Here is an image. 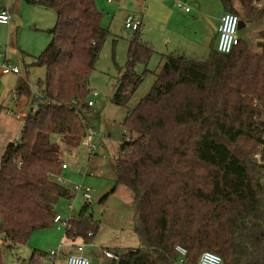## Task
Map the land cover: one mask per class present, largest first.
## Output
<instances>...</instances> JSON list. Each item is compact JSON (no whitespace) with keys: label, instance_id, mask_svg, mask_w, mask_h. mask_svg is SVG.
<instances>
[{"label":"trees","instance_id":"obj_1","mask_svg":"<svg viewBox=\"0 0 264 264\" xmlns=\"http://www.w3.org/2000/svg\"><path fill=\"white\" fill-rule=\"evenodd\" d=\"M57 14L52 36L34 65L46 68L44 100L30 110L18 141L0 165V264L5 251L26 245L38 230L54 226L56 206L73 199L55 178L63 172L60 135L67 149L79 147L97 118L88 100L90 77L109 29L96 0H27ZM221 0L245 23L264 19V0ZM256 2V3H255ZM140 24L111 102L126 106L155 51ZM260 52L242 39L230 54L213 45L205 59L164 56L155 82L124 120L125 152L116 162L119 185L134 192L135 231L143 247L108 250L99 264H198L205 251L224 264H264V41ZM130 137V141L126 137ZM104 199L101 204H104ZM92 203L68 219L65 235L91 244L100 231ZM178 247L186 250L182 256ZM35 250L30 264H40Z\"/></svg>","mask_w":264,"mask_h":264},{"label":"rangeland","instance_id":"obj_2","mask_svg":"<svg viewBox=\"0 0 264 264\" xmlns=\"http://www.w3.org/2000/svg\"><path fill=\"white\" fill-rule=\"evenodd\" d=\"M9 1L11 9L15 8L14 5L16 3L19 13L22 11V15H24L22 16L24 24L20 26L16 25L14 19L11 21L13 30L10 35L14 41L12 45L14 48L18 49L19 43L23 48L26 43L31 44V38L28 36H34L37 32L52 37L47 32L48 29L42 28H51L56 24L57 14L54 10L47 9L38 3H29L27 0ZM208 1L210 0L206 2L207 7L210 8L209 10L213 12L214 16L218 17L223 11L219 5L220 0H214L213 3L210 1V4ZM190 3L192 6L194 5L192 1ZM235 4L239 6L236 0ZM204 17L202 16L209 23L208 16L205 15ZM212 21L216 25L219 24L218 18L217 20L214 18ZM104 23L107 24L105 28H108L109 21H105ZM33 27H36V29H32ZM0 30H5V27L0 26ZM238 34L253 51L260 52L257 45L258 42L264 41V19L256 23L246 22V27L239 29ZM133 36V31L124 29L123 21L120 19L114 20V25L112 28H109V33L90 77V88L99 94V96L91 94L89 97L96 102L93 109L98 114V117L92 119V129L97 133L94 143L97 145L98 151L90 152L88 147L80 144L79 147L73 148L69 153V149H67L60 135L52 137L53 142L61 148L62 158H64L68 166V169L63 170L61 174L64 181L60 183L67 188H73L78 184L90 188L89 192L83 190L76 193L75 197L71 200H60L56 209L63 219H79L82 208L87 203H92L94 220L101 227L94 242L92 244H84V255L90 259L92 264L108 263L110 261V256L108 255L109 249L126 251L130 248L143 247L141 238L134 229V211L132 207L134 192L129 187L119 185L107 197L104 204L95 203L96 194H100L107 187H114L116 184L118 175L116 162L122 156L120 143L125 137L123 123L126 115L150 91L155 82V73L161 68L160 56L156 54L152 56L148 65L138 64L136 67L137 73L143 74L146 69L149 71L145 73L144 79L137 91L130 98L126 106H119L111 102V97L120 81L121 71L126 65L128 49ZM15 38H17L19 43L15 42ZM209 49L210 46H208V50L205 53L193 56L194 59H205L209 54ZM26 53L30 55L31 53L33 54V51ZM33 68L34 72L31 79L34 85H37L40 78L44 79L42 77L45 74L46 68L37 65ZM14 78L15 76L10 81ZM4 86H6L5 82L2 84L1 92L4 90ZM101 150H104L103 154H101ZM64 229V226L61 230L53 226L49 229L36 231L26 246H19L12 251L4 249L5 261L8 264H17L20 259L19 264H30V257L35 249L49 252L52 249H56L59 241L62 239L63 247L57 256L43 261L42 264H66V255L71 251L72 245L81 243L82 241L78 238H67Z\"/></svg>","mask_w":264,"mask_h":264},{"label":"crops","instance_id":"obj_3","mask_svg":"<svg viewBox=\"0 0 264 264\" xmlns=\"http://www.w3.org/2000/svg\"><path fill=\"white\" fill-rule=\"evenodd\" d=\"M178 1H182L185 6L190 7L191 10L187 12L185 8L177 6ZM190 1L194 3L193 6L191 5ZM210 1L213 3L214 0ZM210 1H208V3ZM9 2V0H3L0 2V11L2 9H6L11 13H15L18 18V20L15 21L16 25L20 26L24 24V18L22 17L24 15H22V11L19 13L16 3L14 5L15 8L11 9V3ZM96 2L98 8L104 14V27H107V24L104 22L109 21L108 29L113 27L114 20L120 19L125 24V19L128 15H136L142 24L143 41L152 47L156 55L160 56L161 66L164 63V56L171 54H185L194 58L193 56H196L197 54L205 53L206 50H208V46H210V49L213 45L216 47L218 39L217 29L219 24L216 25L212 19L215 18L217 20L218 18L220 23L221 16L226 12L221 0L219 5L223 11L218 17L214 16L213 12L209 10L210 8L207 7V0H96ZM236 6L239 7L240 5ZM205 15L208 16L209 23L204 19ZM202 16L204 18H202ZM0 26L5 27V30H0V52L6 54L7 57L21 69V74L19 75H0L1 162L7 145L10 142L18 141L20 139L24 126V119L21 117V114L27 115L29 111L36 106L37 102L33 97L34 90L40 92H44L45 90L46 69L45 74L42 77L44 79L40 78L37 85H34L31 77L34 72L33 67L35 66L33 63L43 48L49 43L51 37L38 32L37 34H34V36L29 35L28 37L31 38V44L26 43L24 46L25 49L22 47V45H20L17 38H15V42L19 43V47L16 45L18 48L16 49L12 46L14 41L11 39L10 35L13 30L12 23L10 22L8 25L0 24ZM244 27H246V23ZM32 29H36V27H33ZM42 29H50V27H44ZM240 38L245 41L242 37ZM32 51L33 54L31 53ZM26 52H30L31 54L29 55ZM13 76H15V78L10 81ZM4 82L6 83V86H4V90L1 92L2 84H4ZM58 215H60V213H58ZM56 228L58 230L62 229V227L58 226H56ZM61 240L59 241L58 247L56 249H51L60 251V249L63 247ZM80 240L82 241L81 243L72 245L71 251L66 255V257H68L69 254L75 252L76 245L86 244L82 239ZM19 246L11 247L9 250L12 251L17 249ZM35 250L46 252L39 249ZM19 263L20 259L18 260L17 264ZM42 263L43 261L40 262V264ZM5 264L8 263L5 261Z\"/></svg>","mask_w":264,"mask_h":264},{"label":"built area","instance_id":"obj_4","mask_svg":"<svg viewBox=\"0 0 264 264\" xmlns=\"http://www.w3.org/2000/svg\"><path fill=\"white\" fill-rule=\"evenodd\" d=\"M3 0H0L2 2ZM256 3V2H255ZM177 6L185 8L187 12L191 10L190 7L185 6V4L182 1L177 2ZM12 21V14L10 11L6 9H2L0 11V24L8 25ZM241 21V18L231 12H225L221 18L220 23L218 25V39L216 44V49L223 54H230L236 46L240 43V36L238 34L239 32V23ZM141 22L137 18L136 15L130 14L125 19L124 27L126 30L130 31H137ZM8 74H21V69L19 66H16L3 52H0V75H8ZM94 96H99V94L95 91L92 93ZM34 100L39 101H45L44 100V92L36 91L33 92ZM36 106L32 108V110L36 111L39 108V102L36 101ZM96 104L95 100L89 98L88 105L90 107H94ZM27 115L21 114V117L25 120ZM262 130H263V144L261 146V149L264 148V119L262 120ZM126 132V131H125ZM97 137V133L94 129H89L87 134L83 137L81 144L88 147V150L90 152H97L98 147L94 143L95 138ZM127 141H130V137H126ZM123 152L122 154H124ZM255 158L259 163H263L264 161L262 159V152L255 154ZM63 169H67L68 166L64 162ZM56 180L59 182H62L63 179L61 175L55 176ZM89 192L90 188L85 187L84 185H75L72 189L73 193L76 194L81 191ZM66 219H63L61 215H57L54 221V225L58 227H65ZM1 244V239H0ZM178 250L181 252L182 256L186 255V250L178 247ZM59 250H50L49 252H45L44 254L38 255L37 259L42 262L46 261L47 259H52V257L57 256ZM85 252V245L84 244H78L75 246V252L71 253L67 257L66 264H92L90 259L84 255ZM183 260L181 259L179 261V264L182 263ZM198 264H224L223 258L212 251H205L201 254Z\"/></svg>","mask_w":264,"mask_h":264},{"label":"water","instance_id":"obj_5","mask_svg":"<svg viewBox=\"0 0 264 264\" xmlns=\"http://www.w3.org/2000/svg\"><path fill=\"white\" fill-rule=\"evenodd\" d=\"M12 18L17 21V15L15 13L12 14ZM245 25L244 21L241 20L239 23V29L243 28ZM104 153V150H101V154ZM114 191V187H107L102 193L95 195V203H101L104 199H106L112 192Z\"/></svg>","mask_w":264,"mask_h":264}]
</instances>
